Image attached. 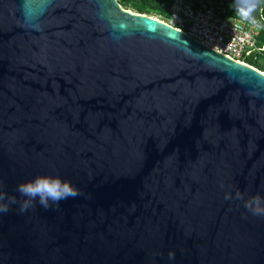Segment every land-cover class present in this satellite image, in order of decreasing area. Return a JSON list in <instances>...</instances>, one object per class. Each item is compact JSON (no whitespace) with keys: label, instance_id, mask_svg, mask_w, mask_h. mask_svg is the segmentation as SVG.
Returning <instances> with one entry per match:
<instances>
[{"label":"water","instance_id":"water-1","mask_svg":"<svg viewBox=\"0 0 264 264\" xmlns=\"http://www.w3.org/2000/svg\"><path fill=\"white\" fill-rule=\"evenodd\" d=\"M48 173L81 195L0 214V264H264V74L118 0H0V186Z\"/></svg>","mask_w":264,"mask_h":264},{"label":"built area","instance_id":"built-area-1","mask_svg":"<svg viewBox=\"0 0 264 264\" xmlns=\"http://www.w3.org/2000/svg\"><path fill=\"white\" fill-rule=\"evenodd\" d=\"M169 15L161 21L241 64L248 65L247 57L264 50L257 46L259 24L233 20L210 0H173Z\"/></svg>","mask_w":264,"mask_h":264},{"label":"clouds","instance_id":"clouds-1","mask_svg":"<svg viewBox=\"0 0 264 264\" xmlns=\"http://www.w3.org/2000/svg\"><path fill=\"white\" fill-rule=\"evenodd\" d=\"M231 7L239 20L256 25L258 21L255 14L258 10H264V0H232ZM16 192L23 198L22 200L16 195H9L0 186V214L9 212L13 205H19V212L25 213L36 203L41 208L50 210L58 207L62 201L75 199L81 195L79 188L70 180L52 173L37 175L21 182L17 185ZM236 198H241L239 192L236 193ZM225 199H232V194L226 193ZM245 207L253 215L264 214V203L259 197L246 201ZM169 259H175V252H169Z\"/></svg>","mask_w":264,"mask_h":264},{"label":"trees","instance_id":"trees-1","mask_svg":"<svg viewBox=\"0 0 264 264\" xmlns=\"http://www.w3.org/2000/svg\"><path fill=\"white\" fill-rule=\"evenodd\" d=\"M123 8L133 12L153 16L160 20H167L169 18V8L173 0H118ZM212 6L215 8H222L226 11L227 16L233 20H239L235 17L234 11L231 7L232 0H210ZM260 26V32L257 37V46L264 47V10H258L255 14ZM246 22V21H242ZM248 23V22H246ZM246 63L260 72L264 73V50L255 52L246 58Z\"/></svg>","mask_w":264,"mask_h":264}]
</instances>
